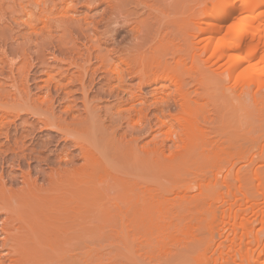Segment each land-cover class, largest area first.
<instances>
[{
	"label": "bare ground",
	"instance_id": "6f19581e",
	"mask_svg": "<svg viewBox=\"0 0 264 264\" xmlns=\"http://www.w3.org/2000/svg\"><path fill=\"white\" fill-rule=\"evenodd\" d=\"M5 1L0 0V24H8H5L6 29L0 26V47L3 46L0 50V139L5 141L0 145V153L1 161L9 165L11 172H20L22 180L19 187L13 184L7 186L0 172V250L9 248V256L14 254L11 260L6 259L9 261L6 264H62L63 261V264L66 261V264H78L81 259L78 258L77 250L68 258L64 256L66 244L77 239L74 241L77 246L84 224L105 215L111 217L118 214L128 219L130 231L146 234V242L149 240L161 245L158 264H264V244H261L260 239L264 234V210L258 204L249 207L255 213L256 209L260 210L261 227L252 232L245 227L248 219L244 211L240 212V208L232 211L234 206L229 205L224 209L227 204L224 198L223 203L216 206L212 198L216 183L193 195H188L183 188L175 190L170 187L167 192L172 191L173 196L162 198L155 188L147 185L149 179L157 180L162 170L169 167H164L158 160L165 152L176 151L169 160L173 162L170 167L203 162L212 168L223 162L229 150L226 145H231H224V142L220 144L215 139L228 132L234 141L238 140L242 95L234 86L247 80L264 87V0H208L203 4V19L213 20L214 23L208 24L212 36L205 40L201 51H211L219 60H227V67L214 68L207 60H201L188 68L189 74L199 81L202 88L196 100L190 99L189 92H183L180 86L176 92L178 95L173 98L159 89L151 92L150 98L143 93L144 87L152 83L159 85L161 81L171 79L166 64L161 62L169 53L170 46L160 43L158 29L153 34L151 22L150 10L157 11L161 7L160 0H99L106 3L107 7L97 22L92 21L95 25L89 24L87 18V23L83 20L75 23L78 26L83 21L87 29L81 27L85 32L89 29L87 26H93V33L88 30L87 34L89 37L90 33L94 34L96 42L91 47L83 46L84 50L75 44L73 47L76 48L71 50L73 47L66 44V34L69 35L72 28L68 30V26L76 19L72 20L69 16L68 22H73H67V26L62 24L60 17L61 21L55 20V24L60 22L55 25L59 27L53 24L56 15L68 19L71 1L41 0L43 2L37 3V0H9V11L4 8ZM91 1L84 0L83 3L89 5ZM176 4L177 0H170L168 8ZM139 7L148 10L147 16L140 20L139 16L146 13L143 11L138 15ZM132 16L137 17L135 22L130 19L135 24H132L131 29L127 26L124 28L130 30L127 31L130 36L133 35L129 40L128 37L121 40L122 43L116 42L120 31L115 29L110 32L109 27L127 25ZM19 23L26 26L28 31L19 34L21 42L8 52V42H16L18 37L14 26H19ZM101 24L103 29H99ZM77 26L72 29L78 31L80 26ZM51 27L61 30L57 29L56 32ZM81 27L79 29L82 32ZM42 29H48L45 30L47 34L40 31ZM51 30L53 34L61 32L57 37L56 34L52 35ZM81 32L82 36L84 33ZM198 32L202 34L203 31L199 29ZM33 34L41 35L40 39L33 37ZM109 34L114 42L111 41L110 49H104L101 40L104 38L102 41H105ZM54 36L57 38L51 40ZM69 37L70 42L75 36ZM91 37L90 41L93 40ZM53 40L63 47H69L70 51L56 52L57 55L50 53L55 64H49L38 56L36 61L42 63L37 67H41V70L36 73L39 76L31 80V46H35L34 52L38 55L42 47L47 42V45L50 41L53 43ZM183 41L179 44L181 53L188 54L197 49L196 45L200 44L201 39L197 42L190 39ZM200 55L195 54L192 59H198ZM179 61L178 57V64ZM19 63L21 65L18 67ZM4 68H8L9 73L3 71ZM178 78L172 76L174 81ZM134 79L137 80L134 87L127 85V81ZM30 80L35 81L38 90L47 89L44 97L31 93ZM5 81H11V84L8 83L14 91L6 90ZM232 81L231 86H226ZM75 94L80 97L73 99ZM105 96L113 98L112 105L100 106ZM224 96H228L227 102L222 101ZM171 100L178 103L180 114L185 118L178 120L172 114L162 117L153 113V110L159 111L162 105L168 107ZM253 101L260 106L261 111L264 110V94L253 96ZM76 102L80 103L81 107L78 108L81 113L77 111ZM197 108L204 118V131L196 124V120L194 125L192 123ZM206 108L211 112L210 121L204 115ZM23 115L30 116L33 121L22 117V121L17 124ZM149 115L154 118V122ZM166 117L170 120L165 121ZM171 120L179 121L181 132L173 138L167 131L163 141H156L159 131ZM12 126L16 130L13 135L9 130ZM257 129L264 134V121L257 125ZM43 131L49 133L43 141H39L38 137L40 143L37 144L35 132ZM53 132L61 137L56 139L52 136ZM244 132L247 134L249 131L244 128ZM144 137L150 140L141 145ZM62 143L65 144L59 147ZM199 149L204 150L199 153ZM73 150L77 152L76 155H72ZM46 151H49L51 158L57 155L58 161L53 162L48 155L44 156ZM77 161L81 163L76 165ZM33 163L38 170L35 175L33 172L36 169L31 167ZM42 166L46 167V172ZM41 177L42 180L39 179ZM117 201L125 207L110 211L107 205ZM217 208L221 209L222 214L228 213L212 223L201 221L202 228L195 234L190 232L192 222L198 225L201 218L206 220ZM220 221L229 226L225 239L229 240L230 245L220 243L215 248H204L210 237L221 236L222 229L216 225ZM237 226L243 227L240 236L235 232ZM182 234L190 236L186 237L189 241L179 239ZM243 237H253L257 248H233L236 241ZM153 243L151 245L155 246ZM4 258L0 257V264H5Z\"/></svg>",
	"mask_w": 264,
	"mask_h": 264
},
{
	"label": "rangeland",
	"instance_id": "374dc122",
	"mask_svg": "<svg viewBox=\"0 0 264 264\" xmlns=\"http://www.w3.org/2000/svg\"><path fill=\"white\" fill-rule=\"evenodd\" d=\"M34 2H36V0H33ZM40 2H43L41 0H37ZM60 1V0H57ZM71 1L70 5V14L68 15V19L63 17V16H59L55 17L54 21L57 19H59L60 17H62V24L64 23L67 24L68 20L70 19V17H72L71 19L74 20L76 19L75 22H73L74 25L77 26V20H83L85 23L89 22V24H94L95 22H97V20H99L100 15L102 14V11L107 7L106 3L104 2H100L99 0H92L89 5H84L83 1L84 0H69ZM208 0H177V4L174 7H169L168 8V4L170 3V0H160V5L161 7L157 9V11H152L150 10V12L152 13L151 15V22L153 23V34H155V31L158 29L159 32V36L158 39L160 41V43L162 44H167L170 46V51L169 53L163 58L161 59V62H164L166 64V69L169 71V74L171 76V79H166L163 80L159 83V85H156L154 83H152L150 86L144 87L143 89V93L144 95L147 94L146 97L150 98V93L156 90H160L163 91L164 94H166L167 96L173 98L174 96L178 95L176 92L179 90L178 86L181 87L180 90H182L183 92L188 91L189 92V98L192 100H196L198 98L199 92L202 91V88L199 85V81L196 80L192 75L189 74L188 68L192 67L193 64H197L199 63V61L201 60H207L209 65H212L214 68H221V69H225L227 67V60H219L216 55L212 54L211 51H206V52H202L201 48L202 46L205 44V40L209 37L212 36V31H211V26H209L208 24H213L214 21L213 20H204L203 19V14L204 11L202 9L203 4L206 3ZM6 5L4 6L5 9H7V11H9V5L8 3H11L9 0L5 1ZM59 4V2L57 3ZM62 4V3H61ZM60 4V5H61ZM99 5V6H98ZM63 6V4H62ZM59 7V6H58ZM66 9V8H65ZM131 9H135V7H132ZM170 9V11H169ZM60 10H61V6H60ZM145 11L146 14L140 15L141 12ZM148 11V10H147ZM147 11L146 9H143L141 7H139L137 9V14L140 15L139 16V20L142 19L143 17L147 16ZM68 12V13H69ZM63 13V15H65ZM8 15V14H7ZM136 16V15H135ZM135 16H132L129 18V22H127V25L124 26H117L114 25L109 27V31L112 32L115 29L120 31L117 35L116 38V42H120L121 40H125L127 39L126 37H131L127 31H130L129 29H131V26H133L132 24L135 22ZM67 17V16H66ZM64 20L66 21H63ZM87 18V19H86ZM86 19V21H85ZM134 20V22L131 23L132 20ZM68 22L69 24L71 23ZM83 21H81L82 25H78V26H82L83 28L86 26L85 23L83 25ZM92 21H95L94 23H92ZM53 22V21H52ZM58 22V21H57ZM91 22V23H90ZM55 22H53L54 26L57 25L55 24ZM77 23V24H75ZM130 23V24H129ZM207 23V24H206ZM7 22H1L0 26L1 29H6L7 26L6 25ZM19 26H14V30H17L18 33H16L17 39L16 42L12 41V42H8L7 44V50L8 52L14 50L16 48V43L21 42V38H19V34L28 31V28L26 26H22L21 23H19ZM52 24V25H53ZM60 24V22H59ZM58 24V25H59ZM72 23L70 24V26H68V30L69 27L74 28V25ZM129 24V26H128ZM135 24V23H134ZM3 25V26H2ZM73 25V26H71ZM88 25V24H87ZM95 25V24H94ZM102 25V24H101ZM99 25V29H103V25L101 26ZM120 25V24H119ZM122 25V24H121ZM22 26V27H21ZM75 26V28H76ZM77 26V27H78ZM125 26H127L129 29L124 28ZM19 27V28H18ZM25 27V28H24ZM41 25L38 26L39 29H41ZM55 27H59V26H55ZM80 27H78V31L74 30V29H70V34L67 35L66 34V44H68L69 47H73L75 44L76 46L79 47V49L81 48V50H84L83 46H90L93 45L96 42V39L94 38V34L93 33V26L89 25L87 26L90 30V37L93 35V37H91L93 40H89V35L87 34L89 31L84 29L87 28H82V32L79 29ZM112 27V29H110ZM18 28V29H17ZM92 28V29H91ZM124 28V29H123ZM52 30L57 32V29L52 28ZM121 29V30H120ZM199 29H201L203 32L202 34L199 33ZM45 30L48 29H43L40 30L42 31L44 34H47V31L45 32ZM51 30V33L53 32ZM58 30H61L58 29ZM72 30V31H71ZM76 31V32H73ZM20 31V32H19ZM39 30H37V32H40ZM88 31V32H87ZM122 31V32H121ZM41 32V33H42ZM54 32V34L52 33V35L56 36L59 33ZM67 32V31H66ZM71 32L74 33L71 35ZM81 33H84L83 35L85 36H81ZM39 34V33H38ZM77 34V35H76ZM35 34H33V37L37 38L40 36H34ZM56 36H54V38H50L55 39L57 38ZM69 36H75L72 37L71 41L69 42L71 38ZM88 37L87 39H84ZM19 38V39H18ZM65 38V37H64ZM107 38V39H106ZM106 40L102 41L101 40V47L102 48H106V49H110V47L112 46V42H114V40H111V35L109 34V36H106ZM38 39V38H37ZM185 39H190L194 42L199 41V39H201L200 44L196 45V48L193 52H189L188 54H182L179 44L184 42L183 40ZM88 40V41H87ZM87 41V42H86ZM90 41V42H89ZM64 42V41H63ZM62 42V44H63ZM103 42V43H102ZM48 43V42H47ZM47 43L44 45L45 47L41 49V47L39 48V50L41 49V51L39 52V54L37 55L34 51H35V46L32 45L31 46V64H33V66L31 67V72H30V79L32 77L31 80L37 78L39 76V74L36 73H40L41 70V63H39L38 61H36L38 59V56L41 58L42 60H45L47 63L51 64H55L54 62H52V58H51V54L50 53H55L57 52V54H60V52L62 53V51L64 53H68L69 47H63V45L59 44L57 41L53 40V43L50 41L49 44L47 45ZM50 43L54 46H51ZM111 43V44H110ZM122 43V41L120 42ZM83 44V45H82ZM85 44V45H84ZM50 45V46H49ZM39 46H43V45H39ZM65 46V45H64ZM67 46V45H66ZM73 47L71 50H74ZM88 46V47H89ZM3 46L0 47V50ZM77 47V48H78ZM38 50V51H39ZM67 50V52H65ZM49 51V52H48ZM55 51V52H54ZM70 51V50H69ZM44 52V53H43ZM38 53V52H37ZM41 53V55H40ZM33 54V55H32ZM44 54V55H43ZM56 54V55H57ZM200 55V58L198 59H192L193 55ZM44 56V58H43ZM46 56V57H45ZM37 57V58H36ZM178 57L180 58L181 61H179V64L177 63L178 61ZM1 58V57H0ZM33 58V59H32ZM149 59V58H147ZM38 62V63H37ZM40 64V65H39ZM21 65V63H19L17 66L19 67ZM37 65H39L37 67ZM2 67V64L0 63V69ZM7 69V70H6ZM39 69V71H38ZM3 71H6L7 73H9L8 68H4ZM37 71V72H36ZM5 73V74H7ZM35 73V76H34ZM32 74V75H31ZM172 76L175 77H179L176 81H174L172 79ZM189 76H191L192 78H190ZM29 82V88L31 90V93L35 94V96L39 95L40 97H44L45 93H46V88H42V89H37L36 85H35V81H31ZM182 81H184V83H182ZM2 82V81H1ZM11 84V81H8ZM5 81V83H7L4 87L7 88L6 90H9L13 87H10L11 85ZM137 83V80H129L127 81V85H130L131 87H134L135 84ZM233 83L230 82L228 83L226 86H231ZM10 85V86H9ZM35 85V87H34ZM41 84H38V86H40ZM54 85V83H53ZM9 88V89H8ZM35 88V89H34ZM98 88V86L96 87ZM45 89V90H44ZM234 89L240 93L241 92V110L238 116V122L241 125V132L239 135L238 140L234 141L230 135V133H222V135L218 138H216V142H219L221 144V142H224V145L226 144H231L230 147L228 145H226V148L229 149L228 151H226V155H224V160L223 162H220L219 164H216L215 167H208L205 164H203V162H191L188 163L186 165H177L174 167H170V165L173 164V162L169 161L171 160V158L173 157V155L176 153L175 150H171L168 152H165V154H163L162 156L158 157V160L161 162V164H163V166H169V167H165L162 170V175L159 176V178L157 180H153V179H149L147 181V185H149L151 188H155L156 193L159 194V197H172V191L167 192V190L170 189V187H173V189L175 190H179L183 188L188 192V195H193L195 193H199L200 191H205L207 188H209V186H211V184L213 185V183H216V191L212 194V198L214 201H216V206L219 207L223 202L222 199L224 198L227 201V204H225L224 209H227V206L229 205H233L234 207L232 208V211L237 210L238 208L241 209L240 212L244 211L245 216L247 217V223H245V227L249 228V231L255 232L257 231L261 226H260V210L256 209L257 213L252 212L249 207L252 204H258L259 208H262L264 210V134H261L260 131L257 129V125H259L260 122L264 121V110L261 111V108L259 105H257L254 101H253V96L258 97L261 94H264V87H260L255 83L249 82L247 80L245 81H241L240 83L236 84L234 86ZM12 91H14V89H11ZM53 91V90H52ZM132 91V90H131ZM125 92L129 93L128 90H126ZM55 93V92H54ZM33 94V95H34ZM93 95V93H92ZM121 95V94H120ZM125 95V94H123ZM37 96V97H39ZM76 96V97H75ZM79 95L75 94L73 95V99H77ZM80 97V96H79ZM78 97V98H79ZM126 97V95H125ZM228 96H224L222 98L223 102H227ZM113 98H110L109 96H105L104 99H102L100 106H110L113 103ZM77 108L81 107L80 103L76 102ZM58 109V108H57ZM80 108L77 109V111H79L81 113V109ZM161 110V112H160ZM159 111L157 110H153V113L159 114L163 117L164 114H172L175 115L179 120V118L184 117V115L180 114L179 111V107H178V103L171 100L168 104V107H166V105H162ZM209 110V108H206L204 111V115L207 116L209 118V121L212 119L211 117V112L207 111ZM76 111V112H77ZM165 115V116H166ZM24 118V120L27 118V120L33 121V119L28 116V115H23L21 116L20 120H18L16 123H20L22 121V119ZM149 118L151 119L152 122H154V118L149 115ZM170 120L169 117H166L165 121ZM178 120H171V123H168L166 127H163L160 131L159 134L156 137V141L161 142L164 140L165 138V133L168 131V133L173 137H177L178 134L181 132L182 128L179 125V121ZM196 120V124L199 126L200 129H202L204 131V128L206 127L203 123L204 118L201 116V113L199 111V109L197 108V113L195 116H192V123L194 125V122ZM253 127V129L251 130V128ZM244 128H246L249 132H246L247 134H245L244 132ZM11 135L16 133L15 127L12 126L9 128ZM19 130V128H17V131ZM15 132V133H13ZM49 132L43 131V132H35V134H37V138L36 139V143H40L39 141H43V139H45V136L48 134ZM51 134V133H50ZM246 135V137H245ZM52 136L55 137L56 139L59 137H61L60 134L53 132ZM249 136V138L247 137ZM38 137H39V141H38ZM227 138V140H226ZM31 139V138H30ZM41 139V140H40ZM148 140H150L149 137H144V139H142V141L140 142V144H145ZM4 139H0V145L1 143L4 144ZM37 143V144H38ZM65 143H62L59 147L63 146ZM52 146H50L49 148H51ZM210 149V148H209ZM50 150V149H49ZM204 149H199V153H201ZM72 155H76V151L73 150L71 151ZM49 151L44 153V156H47L50 158L51 161L56 162L58 161V156L54 155L52 156V158L49 156ZM75 153V154H74ZM207 152L205 151L204 154H206ZM203 154V155H204ZM2 154L0 153V172L3 173V178H5L4 180H6L7 186L8 184H13L14 187H19L22 184V180H20L21 176L20 172L17 173V171L14 174V172H11L12 169H10L9 165H7L6 162L1 161L2 160ZM11 157L8 156V159ZM55 159V160H54ZM57 159V160H56ZM81 162H76L75 164L78 165ZM6 164V165H5ZM8 166V167H7ZM37 166L35 163H33L31 165V167L35 170L33 172V175H35L37 173V168L35 167ZM163 168V167H162ZM10 169V170H9ZM42 169L45 170V172L47 171L46 167L44 168V166H42ZM11 172V174L8 172ZM13 175L17 176V177H13ZM44 173L41 174V176L43 177ZM6 176V177H5ZM11 177V178H10ZM39 178L40 180H42L43 178ZM16 178V179H15ZM13 180V181H12ZM12 182V183H11ZM40 183H42L41 181H39ZM18 183V184H17ZM206 184H208L207 186H205ZM18 185V186H17ZM158 187V188H157ZM177 188V189H176ZM110 211H117L118 207L120 208H124L125 205L122 202H114L111 204L107 205ZM231 211V212H232ZM228 212H225L223 214H226ZM223 214L221 213V209L219 210V208H217V211L212 213L209 217H207L206 220H202V218L200 219L198 225L197 222H192L193 224V228L191 229L190 232H193L194 234L201 229V221H205L207 223H212L215 222V220H218L219 218H221L223 216ZM220 220V219H219ZM226 220V219H225ZM226 222V221H225ZM128 225V219L125 218L124 216H122V214H118L116 216H111V217H107L106 215L103 218H98L90 221L89 224H84V229L81 232V235L78 236L79 237V242H77V246H75V242L77 241V239H73L70 240L66 246L64 247V252L65 253V257H69L70 255H73V253L76 251L77 254H79V260L80 262L78 264H158V258L159 255L161 253V245L158 243L156 244V238L153 237V239H155V243L153 242H146L145 240V236L146 234L142 235L141 232L139 233H134L130 231V227H127ZM220 229H222V234L219 237H210L205 245L204 248H215L218 246V244L222 243L223 245H230L229 240L225 239V235L227 234V228L229 226H227L228 224H223L221 221L217 222L216 224ZM197 228V230H195ZM242 228L241 226H237L235 229V232L237 233L238 236L241 235L242 232ZM129 229V230H128ZM132 229V228H131ZM138 231V230H136ZM141 231V230H140ZM142 233H144V231H142ZM156 232H154L155 235ZM135 234V235H134ZM137 235V236H136ZM139 235V236H138ZM157 235V233H156ZM190 235V234H189ZM147 236V235H146ZM151 236V235H150ZM158 236H160L158 234ZM157 236V237H158ZM1 237V235H0ZM77 237V238H78ZM132 237V239L130 238ZM136 237V238H135ZM149 237V236H148ZM190 236H185V235H179V239H185L186 241H189ZM231 237V235H230ZM135 238V239H134ZM151 240V237H149ZM148 239V238H147ZM261 239V244H264V234H262V236L260 237ZM135 240V241H134ZM159 240V239H157ZM132 241V242H131ZM146 243H145V242ZM159 242V241H158ZM136 243V244H134ZM155 244L151 245V244ZM134 245V246H133ZM149 245V247H148ZM159 248H157L158 246ZM133 246V247H132ZM154 246V247H152ZM62 247V248H63ZM135 247V249H134ZM60 248V249H62ZM78 248H80L78 250ZM233 248H257L255 246V243L253 242V237H250L249 239L243 237L241 240H237L236 244L233 246ZM67 250V251H66ZM8 251V254H7ZM9 251L10 249L7 248L4 250H0V257L4 258L5 260V264L7 262L6 259H10L11 257L13 258L14 254L9 256ZM73 251V252H72ZM6 252V253H5ZM67 252V253H66ZM71 252V253H70ZM3 253V254H1ZM5 253V254H4ZM3 255V256H2ZM9 257V258H8ZM11 260V259H10ZM67 260V259H66ZM65 260V261H66ZM9 262V261H8ZM7 262V263H8ZM67 262V261H66ZM65 262V264H66ZM64 263V261H63ZM62 263V264H63ZM68 263V262H67Z\"/></svg>",
	"mask_w": 264,
	"mask_h": 264
}]
</instances>
